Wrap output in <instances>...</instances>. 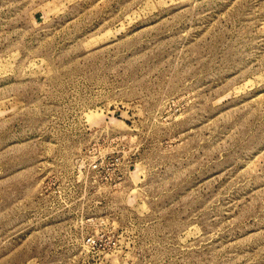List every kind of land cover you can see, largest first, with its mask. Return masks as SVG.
I'll use <instances>...</instances> for the list:
<instances>
[{"label": "rangeland", "instance_id": "1", "mask_svg": "<svg viewBox=\"0 0 264 264\" xmlns=\"http://www.w3.org/2000/svg\"><path fill=\"white\" fill-rule=\"evenodd\" d=\"M0 264H264V0H0Z\"/></svg>", "mask_w": 264, "mask_h": 264}, {"label": "built area", "instance_id": "2", "mask_svg": "<svg viewBox=\"0 0 264 264\" xmlns=\"http://www.w3.org/2000/svg\"><path fill=\"white\" fill-rule=\"evenodd\" d=\"M87 241H88V242L92 241V238H91V237H88V238H87Z\"/></svg>", "mask_w": 264, "mask_h": 264}]
</instances>
